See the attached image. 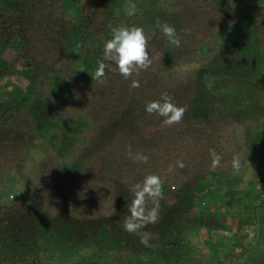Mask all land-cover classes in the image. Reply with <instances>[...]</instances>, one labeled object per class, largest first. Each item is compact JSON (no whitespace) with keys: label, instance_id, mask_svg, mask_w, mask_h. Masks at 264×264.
<instances>
[{"label":"trees","instance_id":"obj_1","mask_svg":"<svg viewBox=\"0 0 264 264\" xmlns=\"http://www.w3.org/2000/svg\"><path fill=\"white\" fill-rule=\"evenodd\" d=\"M78 1L70 8L68 0H0V81L22 77L29 85L26 92L14 85L17 96L0 112V188L3 175L45 142L30 109L35 99L56 125L75 129L68 149L40 159L25 195L0 204V264L55 261L45 235L62 242L67 260L78 264H183L203 244L217 245L220 232H230L242 253L249 251L254 222H225L238 204L225 201L226 213L199 200L242 187L248 157L259 153L264 162L260 134L253 144L238 140L264 121V84L258 79L264 76V6L174 0L172 17L160 24L175 26L180 46L156 24L147 37L149 69L125 80L111 63L104 77L95 79V73L108 63L103 45L112 29L130 26L133 16H114L110 0ZM245 18L255 31L253 54L243 43ZM133 80L139 87L131 86ZM60 83L70 95L66 103L54 90ZM163 92L184 108L179 124L166 126L144 110ZM129 145L147 163L133 162ZM210 150L220 157L215 168ZM150 174L162 180V197L144 205L157 212V221L129 233L123 227L133 198L128 185Z\"/></svg>","mask_w":264,"mask_h":264},{"label":"rangeland","instance_id":"obj_2","mask_svg":"<svg viewBox=\"0 0 264 264\" xmlns=\"http://www.w3.org/2000/svg\"><path fill=\"white\" fill-rule=\"evenodd\" d=\"M236 1L242 9L264 6V0ZM78 3V0H68L67 4L70 8H73ZM173 4L174 0H110L113 15L133 16L134 20L129 27L142 28L146 37H150L152 32L155 31L157 22L160 23L172 17L174 13ZM241 33L244 46L247 48V54L256 53L257 48H255L254 44L255 31L250 19L245 18L243 20ZM2 51L3 49L0 47V56ZM2 63L3 61L0 59V65ZM94 63L93 65L97 67L96 60ZM263 77L259 75L258 79L261 83L263 81L264 84ZM7 81V79L0 81V112L4 109V106L17 96L13 92L14 85L19 86L25 92L29 88L28 82L24 81L22 77ZM54 90L60 102L66 103L69 100L70 95L64 83H60ZM30 109L36 114L43 127L46 139L43 142V146L31 151L26 162L3 175L0 188V204L14 203L21 199L27 192L28 182L31 177L38 171L40 159L47 154L68 149L75 137V129L65 130L56 125L38 99L32 102ZM257 133L261 136L260 144L264 146V121L258 130L252 128L248 131L244 130L243 136L238 134V140L243 144H253ZM241 174L243 175L242 187L236 188L234 186V189H227L222 193L223 195L214 191L212 196L205 195L199 202L206 203L213 208H221L226 213L228 209L224 207L225 201L229 200V202L237 203L236 214L225 218V222H228L232 227H235L241 218H247L254 222L248 241L249 251L242 253L240 245L232 239L230 232H220L217 235V245L203 244L197 248L194 256L188 258L183 264H258L263 260L264 222H262L261 217L264 216V162L259 153L247 158ZM209 182L210 180L207 181V183ZM45 237L50 242L51 247H54L52 250L57 256L55 261L48 264H78L75 258V260L73 258V260H67L65 256L67 252L62 242L55 243L50 236L45 235ZM217 247L225 248L227 252L224 255H219ZM237 253H240L239 258L236 256Z\"/></svg>","mask_w":264,"mask_h":264},{"label":"clouds","instance_id":"obj_3","mask_svg":"<svg viewBox=\"0 0 264 264\" xmlns=\"http://www.w3.org/2000/svg\"><path fill=\"white\" fill-rule=\"evenodd\" d=\"M157 27L163 36L172 45L180 46L181 40L177 37V31L174 25L163 24L157 22ZM148 40L145 32L140 27L118 26L112 29L111 38L106 40L103 45V60L95 73V79L105 76V69L108 64H115L120 76L125 80L130 79L134 74H138L141 70H148L151 65L149 55ZM111 70V69H109ZM133 88L139 87V82L132 81ZM144 110L148 114H155L163 118V124L172 126L179 124L184 117V108L177 106L172 97L167 93H161L159 99L147 102ZM126 152L133 162L147 163L148 157L142 152H133L131 146L126 147ZM212 156V167L218 166L220 157L214 150H210ZM176 166L183 168L182 161H177ZM233 168L238 170L240 163L237 159L233 160ZM128 190L132 194V202L128 207L130 216L125 218L124 230L129 233H138L149 223H156L158 214L155 210H145V202L147 199L161 198L162 180L155 174L144 177L142 182L128 185ZM141 243L145 246L149 241L145 238L141 239Z\"/></svg>","mask_w":264,"mask_h":264}]
</instances>
